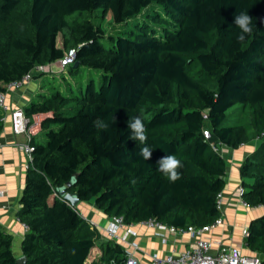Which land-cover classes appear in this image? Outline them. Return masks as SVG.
Wrapping results in <instances>:
<instances>
[{"label":"trees","instance_id":"1","mask_svg":"<svg viewBox=\"0 0 264 264\" xmlns=\"http://www.w3.org/2000/svg\"><path fill=\"white\" fill-rule=\"evenodd\" d=\"M241 11L253 18L244 41L234 24ZM108 12L115 23L135 22L106 36L92 16ZM70 49L68 76L100 75L85 88L67 76L41 80L22 109L41 115L18 210L25 264H125L123 246L101 240L57 192L70 180L68 193L124 224L200 228L221 217L227 164L217 147L258 140L239 166L241 199L264 206V0H0V92ZM133 116L147 129L145 144L130 139ZM1 117L0 109V132ZM170 154L182 164L175 182L158 171ZM244 244L264 264V213L248 223ZM0 264H17L1 228Z\"/></svg>","mask_w":264,"mask_h":264},{"label":"crops","instance_id":"2","mask_svg":"<svg viewBox=\"0 0 264 264\" xmlns=\"http://www.w3.org/2000/svg\"><path fill=\"white\" fill-rule=\"evenodd\" d=\"M43 71L33 72L32 78L19 88H12L5 92V102L10 111L24 109L34 99L40 89V74ZM2 129L0 132V228L12 237V251L15 257L22 255L21 245L25 237L23 223L18 218L20 198L25 184L26 171L29 166L27 154L17 145L27 142L31 137H39V129L32 133H15L12 130L10 112L2 113ZM258 145V140H253L241 145L237 149L219 145L217 152L226 160V186L223 190L220 211L222 224L204 233L203 237L211 240H220L229 246L242 249L244 253H250L245 247L243 230L248 223L262 215V207H248L243 204L239 187L241 178L239 166L241 162L251 154ZM77 209L80 215L96 228L100 239H115L126 252H131L142 263L150 261L153 254L165 256L178 253L191 247L195 240L189 234H178L171 231L163 232L165 241L159 235L156 228L148 227L144 222L124 224L118 230V237L108 233L107 228L111 224V217L100 210L93 202L79 201ZM128 232L125 239L124 233ZM133 243L136 246H133Z\"/></svg>","mask_w":264,"mask_h":264},{"label":"built area","instance_id":"3","mask_svg":"<svg viewBox=\"0 0 264 264\" xmlns=\"http://www.w3.org/2000/svg\"><path fill=\"white\" fill-rule=\"evenodd\" d=\"M75 57V50L70 49L61 58L58 62L55 63L60 69L66 67L73 62ZM54 65V64H51ZM51 65L39 66L33 72L42 71L43 68L49 67L47 70H52ZM32 73L25 74L21 79L12 81L7 84L6 91L12 88H19L25 82L32 78ZM0 92V109L2 113L10 112L12 130L15 133L30 134L34 131H37L40 127L41 115L34 114L31 116L25 115L21 108L10 111L7 103L5 102V92ZM205 137L208 136V133L204 132ZM21 150H23L28 158L29 163L31 160V146L28 141L24 143H19L17 145ZM239 194L241 195L242 188L238 189ZM3 194V191L0 189V196ZM222 194L218 195V204L220 207ZM243 202V201H242ZM243 204H245L243 202ZM246 205V204H245ZM262 207L264 212V206ZM148 227L156 228L158 234L162 236V241H165L163 232L171 231L178 234H189L192 237H195L194 242L191 247L184 249L178 253L167 254L165 256H160L153 254L151 259L147 263H142L134 254L131 252L127 253V258L125 264H259L261 257L255 253H244L241 248L233 247L224 244L220 240H211L204 238L203 235L206 232H209L212 228L221 225V217L217 218L212 224L205 225L200 228L188 227V228H175L174 226H168L156 222L154 220H148L144 222ZM92 225V224H91ZM124 225L121 217H112L111 224L107 228L108 233L113 237H118V230ZM23 227L26 231L27 225L23 223ZM128 235V232L124 233L122 239ZM243 235H246V229L243 230ZM133 246H136L133 243Z\"/></svg>","mask_w":264,"mask_h":264},{"label":"clouds","instance_id":"4","mask_svg":"<svg viewBox=\"0 0 264 264\" xmlns=\"http://www.w3.org/2000/svg\"><path fill=\"white\" fill-rule=\"evenodd\" d=\"M234 24L240 30L237 36L238 41H244L246 36L253 31V18L249 16L247 12L241 11L239 14L235 15ZM113 121L115 122L114 117ZM127 125L128 129L131 131L130 139L145 144L148 139L146 135L147 129L141 116L131 117ZM96 127L106 129L108 124L103 121H98ZM139 156L145 161L150 159L152 156V149L148 146L141 148L139 150ZM157 165L158 171L167 177L170 182H175L180 179V173L177 170L182 167V164L175 155L170 154L162 157L157 162Z\"/></svg>","mask_w":264,"mask_h":264},{"label":"rangeland","instance_id":"5","mask_svg":"<svg viewBox=\"0 0 264 264\" xmlns=\"http://www.w3.org/2000/svg\"><path fill=\"white\" fill-rule=\"evenodd\" d=\"M98 13H94L92 16L93 22L96 24L101 25L102 29L104 30L106 36L107 35H113L116 36L122 32L123 29L130 28L134 22L135 18L130 19L127 23H115L113 21L112 15L110 12L107 13V15L103 18L97 17ZM50 68L52 70H47V68H43V72L41 73L40 80H51L55 82L63 81V77L67 76V78L72 81L73 83H81L83 88H85L89 76L93 77L95 85L98 84V78H99V73L98 72H93L90 71L89 69H81L79 74L77 76H68V68L69 65H67L64 69L63 72L62 70L57 66V65H51Z\"/></svg>","mask_w":264,"mask_h":264},{"label":"water","instance_id":"6","mask_svg":"<svg viewBox=\"0 0 264 264\" xmlns=\"http://www.w3.org/2000/svg\"><path fill=\"white\" fill-rule=\"evenodd\" d=\"M78 65V62L74 63V66ZM72 184V180L66 183V185L61 186L57 189V192L59 193L60 196H62L65 200H67L71 205L76 206L79 200V197L77 196L76 193H68L67 186ZM27 257L25 255H21L19 257H16V263L17 264H25Z\"/></svg>","mask_w":264,"mask_h":264}]
</instances>
